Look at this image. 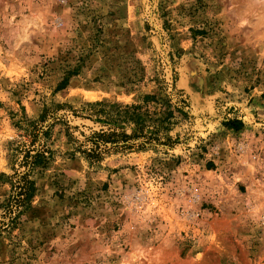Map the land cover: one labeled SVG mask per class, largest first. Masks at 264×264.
<instances>
[{
	"label": "rangeland",
	"instance_id": "rangeland-1",
	"mask_svg": "<svg viewBox=\"0 0 264 264\" xmlns=\"http://www.w3.org/2000/svg\"><path fill=\"white\" fill-rule=\"evenodd\" d=\"M147 95L176 143L91 167L55 126L29 210L0 216V264H264V0H0V176L44 106Z\"/></svg>",
	"mask_w": 264,
	"mask_h": 264
},
{
	"label": "trees",
	"instance_id": "trees-1",
	"mask_svg": "<svg viewBox=\"0 0 264 264\" xmlns=\"http://www.w3.org/2000/svg\"><path fill=\"white\" fill-rule=\"evenodd\" d=\"M64 78L56 88V92L67 85ZM156 103L154 96H144L142 104L106 105L101 102L86 104L79 109H73L68 104H54L44 106L38 118L27 121L24 118L14 123L22 132L28 143H22L21 160L18 164L22 172L15 171L13 176L1 175L3 182L10 183L11 194L7 202L0 206V216L8 218L9 224H16L17 220L30 208V202L36 191L32 174L37 169H43L54 158V151L48 147L52 130L55 126L62 128L63 134L71 146L69 156L78 155L89 166L99 167L106 156L111 153H125L131 151H146L158 147L171 148L175 141L169 137L175 119L174 113L160 111L151 113L148 105ZM175 112L186 118V113L174 107ZM59 112H63L61 116ZM74 119L88 121L98 129L86 128L88 134L71 127L64 119L65 115ZM228 129L239 130L241 123L226 121ZM78 133V135L75 134ZM80 138V139H79ZM14 179V181H12Z\"/></svg>",
	"mask_w": 264,
	"mask_h": 264
}]
</instances>
